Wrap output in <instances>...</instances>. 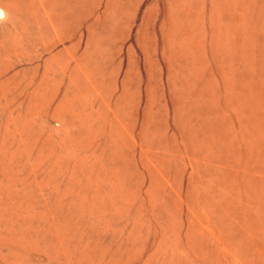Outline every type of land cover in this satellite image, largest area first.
Returning a JSON list of instances; mask_svg holds the SVG:
<instances>
[{
  "label": "rangeland",
  "instance_id": "1",
  "mask_svg": "<svg viewBox=\"0 0 264 264\" xmlns=\"http://www.w3.org/2000/svg\"><path fill=\"white\" fill-rule=\"evenodd\" d=\"M0 264H264V0H0Z\"/></svg>",
  "mask_w": 264,
  "mask_h": 264
}]
</instances>
